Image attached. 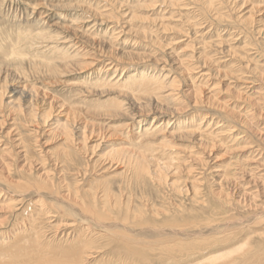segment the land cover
<instances>
[{
	"label": "bare ground",
	"instance_id": "6f19581e",
	"mask_svg": "<svg viewBox=\"0 0 264 264\" xmlns=\"http://www.w3.org/2000/svg\"><path fill=\"white\" fill-rule=\"evenodd\" d=\"M104 1L111 3L112 6H114L115 11L116 10L121 11L120 8L122 6L119 5V2L115 0H104ZM179 1L180 0H162V3L160 2V5H163L164 8L167 7L162 11L164 16L162 19H159L161 21L158 20L159 22L156 21L152 25H148L151 28H149L148 31L144 32L143 34L144 39L152 42L156 46H161L163 49H165L166 47L161 45L155 39L157 38L156 35L160 34L161 32L167 35V33L169 34L171 32V34L173 33L174 36L177 34V37L174 38V40L178 42L172 41L173 43L170 42V44H166V45L168 46L174 45V47L175 45L179 46L181 42L183 43L184 40L183 38H187L189 34L191 35V32L187 34H184L183 32L182 34L181 30L179 32H174L172 31V29L167 31L166 28L175 23L174 21L170 22L169 20H171V18H174L176 14V10H179L182 13L184 12L186 15L188 14L190 15L191 13L187 8L191 7L190 9H192L193 5H200L201 10H203L202 13L204 19H206L205 16H207L224 23L225 21H228L229 22L228 26L229 24L238 27L240 26L239 29L241 28L242 32L245 33L246 35H251V33H253L254 35H251V38L255 39L256 43L253 42L254 43L253 45H251L250 43H249L250 45L248 43L244 45L246 47L252 46L254 50L256 47L258 48L260 47L261 52L262 53L264 52L263 51L264 43L263 44L261 43L263 42V40H261L258 43V39L260 37H264V29H263L264 26H258L253 29V25L255 23L254 15L261 12V10L258 11L256 10L258 6H261L259 5V0H188L189 3L191 4L184 3V5ZM248 2H251V5L249 6L250 10L245 15H242V13L245 10L244 6L247 5ZM256 2L258 4H256ZM260 2L262 3V1ZM153 3L155 4V2ZM157 3L159 4V2ZM120 4H122V2H120ZM156 5L157 4H155V6ZM70 6L68 8H71ZM58 7L59 6L54 4L45 6L44 9L47 11L45 17L49 18L50 21L55 22L56 20L55 11L61 10V12L62 11L64 12L63 10L64 7L61 8ZM220 7L223 9L224 12L219 11ZM92 9L91 10L87 9V10L90 13H92L93 16L103 18L102 16H99L97 12L96 13L93 12ZM168 9H170L169 13L166 12L168 11ZM173 9L175 10L174 15H172L173 11H171ZM129 10L126 11L127 13H121L119 11L122 15L121 19H114L115 15L105 18L106 20L115 21L116 26H113L112 30L113 29L118 30L117 27H119L118 35L120 37L121 35H124L131 30L123 26L120 27L119 25V22L123 20V16H124V20L125 17L130 18L128 23H130L135 18V16H133V14L129 12ZM0 11H2V9ZM190 11L193 12L192 10ZM237 11L239 13L234 15L233 12H237ZM21 12L23 11L21 10ZM42 13L43 12H41V15ZM34 14L35 13H33L32 15ZM88 18L90 17L88 16ZM7 19L11 20V18L10 19L7 18ZM43 19H41V21ZM147 19L150 20L151 18L147 17ZM188 20L190 21L189 17L187 21ZM183 21L184 22L181 21L182 23L177 22L176 23L177 26H179L178 24H180V26L183 24L184 25L187 24L185 23L186 21L184 19ZM217 21L215 23H217ZM166 22L170 23V25L164 24ZM33 23L34 22H32V24ZM26 24H28V22ZM102 24L104 23L102 22ZM197 25L198 24H196V26ZM12 26L10 27L12 28ZM52 26L53 29H56L54 31H58V33L60 31L61 32L60 34L62 36L70 35L75 37L76 39H79L76 41V43H78L85 50L87 49V47L88 49L89 48L97 49V51H99V53H101L104 57L112 58L113 60L110 62V65L108 66L109 68L106 66L107 70L105 72L108 73L107 76L108 75L111 76L112 70H114L112 72L114 73L113 75L119 74L118 68L120 65L117 68L113 64L114 62H116V64L121 63V65L130 66L133 63H142L145 61L148 62L154 60V62L157 64L158 63L163 64L162 62L163 58L161 60H155L156 57L155 55L151 54L152 53L151 51L150 53H147L145 51L125 52V50H123V52H119L117 49L115 50L114 47L115 45H117L116 41H118L117 40L118 37L115 34L111 36V39H106V42H104L102 40H96L97 37L95 36L96 38H94L92 35L91 36L94 39H92L91 37L87 38L85 37V34L81 35L79 34L80 32H77L76 29L77 27L76 28L68 27L66 23H60V22L52 23ZM102 26L103 25H100V27ZM186 26H190V25H186ZM95 27L96 24L93 26V28ZM198 27L199 26H197V28ZM232 27L233 26H231V28ZM183 28H185L186 31V27L183 26ZM112 30L110 31L112 32ZM32 32H36V31L32 30ZM7 34L9 33L7 32ZM92 34L95 35L94 33ZM214 35L212 37H214ZM7 36L10 37L9 35ZM104 37L106 38V36ZM16 38H18V34ZM105 38H103V40ZM192 38L193 39L196 38L199 40V38L197 37H192ZM221 38L222 37L220 35V39ZM205 39H207V37ZM209 39L207 40L210 41ZM62 40H64V37L62 38ZM71 40H72L71 42H73V39ZM164 41L166 42L168 40H164ZM204 42L205 41H203L202 44L208 45L206 47L207 48L209 47V49H211V51L208 50V52L211 53L215 52L221 54L223 57L229 58L230 61L238 60V63L240 62L239 64L246 65L248 69H251V67H249V64L251 63V61L249 60L250 55L247 53H250V51L253 50L252 48L248 47V49H246L245 47H243L244 50L238 51L232 48L231 45L229 44L226 45V42L222 39L218 41L215 40V42L213 40L206 43ZM14 43L15 42H13V44ZM122 43L124 44V42ZM190 45L193 44L190 43ZM187 46L189 45H186L185 47ZM120 48L121 50L123 49L122 47ZM11 49L10 51H13ZM153 49L154 52H157L155 47ZM180 49H182V51L180 52L179 51L178 52L176 51V53L169 52L170 63L168 64H171L169 66L171 69H173L174 72L177 73V76H169L167 78V80L169 79L170 81L168 86L167 84L166 85L163 84L164 82L163 80L160 81L159 79L156 80L149 79L150 77H147V75H145V72L139 73L140 72L139 71L138 73H136L134 77H132L133 78L132 81L134 79L135 80L138 79L137 82L139 83V85L136 86L134 90H132L134 84L132 85L131 90L134 93L130 92L129 90L128 91L130 93L128 91L127 92L123 91V89L121 90L116 88L114 91H110L108 88L109 90L107 92L108 94L112 92V93H117L116 95L119 94V96L124 97L123 100H125L124 102H126L128 105L127 110H125L123 107H119V105H116L114 107L112 105L111 107L112 104L111 103L110 108L112 109H106L102 111L100 109V106L102 104L99 103L100 104L99 106V104L97 103L100 112L97 111L93 112V110L83 111L84 109L81 110V108L80 110H77L78 106L76 104L79 105V103L81 102L79 103L76 102V104L74 102V105L77 106V109H75L76 107L75 108L67 107L69 105H67V102L62 103L63 99L62 100L60 99L62 101L61 102L59 99L54 98L55 96H51L50 94L45 93L44 92L45 90L43 91L41 88L38 89L34 86L31 87L30 86L31 84H29V79L32 75L33 77H37L40 79L49 78L53 80L54 78V80L56 82L59 81V83L60 81L65 80V82L67 83L69 81L68 79L72 78L75 74L80 73L83 70L86 69L89 70L91 67L95 65L96 62L93 61L87 63V61L85 60H81V59L78 60L71 58L67 62L63 61L62 63L59 64L52 63L51 61L43 62V63H32L29 60H27L28 58L24 59L23 56H21L22 58H19L21 60L17 64L15 63V65L13 66L6 65V63L3 64V62L0 61V144L3 143L5 139L4 137L12 135V132H15L16 130L18 131V137L20 136L19 139L17 140L19 142V144L17 145L19 146V149H22L24 152L23 158L30 159V156L33 153H36L37 155H41L39 152L35 151V144L37 143V140L35 138H38V136H40L39 134H41L42 131L46 132L48 130L47 134H49V136L52 139L55 140L57 138H60V140L62 141L60 150L57 151L59 155L55 162L58 165L61 164L63 166V171L67 172L65 174V177H61L60 179L59 178L56 179L55 175H50L49 171L46 172V170H43V173L41 175L34 174L33 170L31 169V167H33V163H29L33 160V158L30 159L27 163H24V165H22L21 167H18L16 171H9L10 174L14 176L13 178L9 177L8 173L4 174L5 169L0 166V186L2 187V185H4L7 190L17 195L8 198L9 204L7 206L10 210L8 216L9 220L14 216L16 211L19 212L18 205L24 199L25 197L24 195L28 193L32 197L35 196L36 198L33 199L35 201V202L33 201L34 210H32V213L28 215V218H26L25 221L28 222L27 224H29L30 227L32 225L34 226V224L41 225V228L38 232L34 230L35 239L33 238V243L31 239L29 240V238L32 237L31 233H30L31 237L27 239H23L21 245H20L21 242L18 241L16 242L15 240L13 241V239H10L12 240L11 242L7 240L9 243L8 245L6 244L4 245L5 246L4 249L9 250L10 253L9 252H7V254L4 253L5 256L3 257L0 254V264H90L91 259L94 258L93 255L98 253L97 251L94 252L93 250L95 249L98 250L101 247L95 245L99 243L101 240L105 241L100 243L104 244L103 246L104 249L105 247L108 249V254L110 252L114 254L111 255L110 258L118 257V260L120 258V260L124 261L125 258L128 259L129 257H131L134 259L133 262H135V264H179L182 263V261L185 258H189L191 256L193 257L192 259H195V261L192 260L193 262H191L190 264H264V255H262L261 253V251L264 249V242H257L255 245L251 243V238H255L256 236L261 237L263 233H257L256 229L258 227L254 228L251 226L247 227L246 225L242 226L244 225L245 222L241 223L240 222L241 218H238L241 215V213H239L240 211L238 212V210L241 208L242 209L247 208L248 210L250 209L249 211H251V213L264 209V207L259 205V202H261L262 200L261 196L264 195V129L262 128L259 129V127L255 126L257 127V133L255 134L253 133L252 125L250 124V121H247L248 119L254 121L253 120L254 113L251 112L253 110L252 108L249 109L248 107L249 110H246L245 114L243 111L240 110H239L240 111L239 114L235 113L232 109H229V111H227L226 104L219 100V91L217 88H215V86L211 89L210 93H208L207 96L209 97L207 99L205 97H202L205 95L204 88L206 89L208 88V90H210L212 86L208 82L212 77L211 69H209V67L212 68V65H214L213 63L215 61L213 62V60L211 59L212 56L209 59L208 57L207 58L203 57L204 55L200 57H196L193 54V52L192 55L191 54L188 55V52L186 51L187 49L186 50L185 48L184 49L180 48ZM88 51L86 53H88ZM219 51L221 52L219 53ZM24 55L26 54L24 53ZM197 60L200 62L202 61L201 62L202 67H205V69L207 68L206 72L203 69V71L201 72L202 74L200 73L201 76H203V78H206V81L208 80L207 83L202 82V80H198L199 82L197 81L198 78L195 76L198 73L195 72V70L198 69L197 66L199 65V64L196 65ZM105 63H107V60L105 61ZM155 63H153V65ZM234 67H229L228 70L230 74L228 73L227 70L224 73L228 76L231 74L236 75L237 73L236 76L233 75L232 77L233 79H237L236 80L237 82L239 81L238 79L240 78L244 79L243 77L244 72H242L241 70L234 69ZM237 67H239V65ZM149 68L151 69V67ZM255 69H252L253 72L258 74ZM18 71H20V74L17 73ZM240 71L242 73V76L238 74L240 73ZM11 72L17 73L12 79L9 78V74ZM83 75L85 76V74ZM119 76L117 77L118 80L116 78L117 81L114 82L116 83L117 86L123 88L125 87L126 85L125 82L127 81L123 82L125 84L122 85L121 81H119ZM124 76L126 78L127 75ZM164 76L167 77L166 75ZM258 76L260 79L264 78L261 77L262 75H258ZM90 78H92V76ZM102 78L100 79L103 80ZM112 78L113 77H110V79ZM180 78L181 79L186 78V79L180 82L179 81ZM187 79L190 80L191 82L190 86L188 87L187 90H183L182 92L179 91L180 86ZM88 81L90 82V79ZM94 82L96 85L97 83L96 80ZM237 82H235V84H237ZM9 84H12V86H14L15 84L17 85L16 87L10 89ZM95 85H92V87H94ZM100 85L103 87L102 83H100L99 85L97 84V86ZM108 86L110 87V85ZM113 86L111 88H113ZM164 86L167 87L165 88ZM127 87L129 86L127 85ZM94 88L97 87L95 86ZM98 88L100 89V87ZM9 89H10L9 92L10 98L15 97L16 99L14 101L7 102L6 100L4 102V98L5 96H7ZM40 89L43 92L40 91ZM232 89L233 87L232 88L228 87L227 90L232 91L233 94L238 99H242L243 102L244 101L248 102L250 98H252L249 96L247 97L245 95L247 93H243L242 89H238L235 92ZM78 90L79 89H77V92ZM95 90L89 92L94 93ZM72 93L73 91L71 92V95ZM76 93H74L73 97L75 96ZM98 93L100 94L101 91ZM263 95H264L263 91H260V93L258 92L255 105L264 106L262 103ZM203 98L205 99L203 100ZM115 100L116 99H114V101ZM138 100L139 101L142 100V103L139 102ZM77 101H82V100H79L78 98ZM117 101H121V99ZM163 102L173 103V104L170 103L172 107L164 106L162 104ZM205 102H206L205 106H207L210 111H213L215 115L219 116L220 118L228 120V122L232 123L235 127L231 126L233 128H229L228 126L229 128L228 130L225 131L222 130L223 132L219 131L218 122L216 123L215 121L216 117L215 119L210 117L209 111L208 112L206 111L207 112L206 114L203 113V115H201L202 119L199 115H197L192 120L190 119V121H192L193 124V125L190 124L191 125V126L189 125L190 127L184 125L186 123L182 122L184 119L183 117L179 121L176 120L177 118L179 119L181 116L187 113V111H189L188 108H190L191 105L195 107L198 105H202ZM81 105L79 106L81 107ZM86 106H89V104L87 103ZM88 108L90 109L92 107H88ZM247 111L249 113H247ZM82 117H91L94 120H96L98 124L96 122L91 121L93 119L87 120L85 122L82 120ZM8 121L12 122L10 128L11 131H6V134L5 132L2 133L1 131L6 130L4 128V125ZM176 121H178V123ZM103 122L105 125L100 124ZM114 122H116L119 125L111 126ZM171 124H174V126L173 125L171 126ZM137 125H139V130H141V132L143 133L142 135L145 136L141 140L140 138L142 136L140 134V131L137 132L135 131L136 128H134L135 129L134 131L136 132V134L139 133L137 134L139 136L138 138L136 137L133 142L136 143V141H138V143L129 145V143L132 142H129V140H127L126 137L123 138L122 133H124V131L126 132V130L129 131L130 128H133V126L136 127ZM169 126H171L172 128L168 129ZM239 127L241 130L239 129ZM237 128L239 130H237ZM93 135H95L96 137L94 141H92L93 139L91 140ZM254 136L258 137V139H253ZM127 138L129 137L127 136ZM90 140L94 142L92 146H89ZM259 140H261L262 144L259 143ZM2 146H4V144L1 145L0 147ZM4 148L6 147L4 146ZM219 149H221L223 156L226 154H232L234 151H236L237 153L236 155H232L233 157L230 158V162L225 167L220 165H215L216 163H214L219 160V157L216 156L215 154L216 151ZM9 150L10 149L8 150L1 149L0 153L11 154ZM7 151H9V153ZM13 155H14L13 158L17 159L16 154ZM81 156L83 159H86L85 163H81L82 160ZM13 164L14 163L11 162L9 164H6L7 166L6 168H11ZM84 166H88V169L81 172L79 168ZM214 166L217 167L215 168ZM69 175L70 177L68 178ZM90 179L93 180L90 181ZM116 180H118L116 186L118 188L117 189L118 191L114 187L115 185L114 182ZM1 187H0V201H5L7 198L5 197V194L1 193V191L3 190V188ZM232 188H234V190ZM236 194L237 195L241 194V195L237 197ZM43 195L51 197V201L52 200L53 201L49 202L46 198L44 197L42 198L41 196ZM66 205L70 206L69 210L66 207ZM75 208L81 211L82 219L85 218L90 219L96 226L93 229L87 228V232H89L88 235L91 234L93 236V241H94L90 243L89 248L88 246H86V243L89 240L87 236H86L87 239L85 238L86 234L79 235V237H76L78 236L79 232L81 231L85 232L84 229H82L81 231L79 230L78 234H73L77 232L74 230V228H77L76 224L78 223V221L76 220V215L78 213L74 214L75 215L74 217L70 214L69 211L71 209L73 212V209L75 210ZM249 211H247V214L250 213ZM245 217L246 216H244V218ZM59 218H63L64 220H68V221L61 222L59 225L54 226L53 220ZM20 220L21 219H19V222ZM21 221H23V219ZM263 221L264 218L263 219L259 218L255 221L254 225L259 224ZM21 223L22 222H20V224ZM225 223L230 225V227H227L225 231L219 230L218 232H216V234H213L212 236L208 235L209 237L205 235L207 231L210 230L209 228L212 225L215 224V228L216 226H218L219 228L220 225H222L223 227V224ZM46 225H48V227ZM236 226H240V227L235 228ZM22 227L24 231L22 230H20L21 232L18 231L20 229L19 228L17 229V232H20L21 234H26L28 228L26 229L23 225ZM46 228H48L52 233L49 232L47 233ZM69 230L70 231L72 230L71 233H69L70 232ZM41 234L42 236L40 237ZM49 234H51L50 236L51 238L53 237V240L56 239L57 237H59L60 239L61 235L65 236L66 238L70 236L71 238L74 239L72 241L73 243L74 242L76 244L77 242L79 243L78 244L79 248L77 250L74 249L73 251L72 250L65 251L64 249L62 250L64 254L58 253L59 251L58 252L48 251L47 254L45 255L41 253V248L37 247L36 245H38L39 243L42 244L41 242L43 241L46 242L45 240L49 239ZM11 235L13 236V234ZM217 236L219 237L217 238ZM41 239H43V241ZM84 240H86V243ZM60 244L62 245L61 242ZM75 246L76 245H74V247ZM36 250H38L40 253H38ZM7 255L12 256L14 259L6 257ZM18 255H23V256L18 257ZM104 255L106 256L107 254ZM106 261H108V259ZM114 263H116V261ZM185 263L186 261L184 262V264Z\"/></svg>",
	"mask_w": 264,
	"mask_h": 264
},
{
	"label": "rangeland",
	"instance_id": "374dc122",
	"mask_svg": "<svg viewBox=\"0 0 264 264\" xmlns=\"http://www.w3.org/2000/svg\"><path fill=\"white\" fill-rule=\"evenodd\" d=\"M3 1V2H2ZM63 1V2H62ZM86 1V2H85ZM94 1V2H93ZM103 1V2H102ZM115 1H117V2H119V5L120 6H122L120 9H121V13H127L126 11L127 10H129V12L130 13H132L133 14V16H135V18L130 22V23H128L129 22V19L130 18H126L125 17V20H124V16H123V20H121V22H119V25H120V27L121 26H123V27H126V28H129V29H131L129 32H127L126 34H124V35H121V37L118 35V33H119V27H117L118 28V30H115V29H113L112 30V27L113 26H116V23H115V21H110V20H106L105 18H108L109 16H113V15H115L114 16V19H121L122 17V15H121V13L119 12V11H115V8H114V6H112V4L111 3H109V2H105L104 0H83V2H82V0H0V8L2 9V11H0V22L1 21H5V19H6V21L3 23V22H1L0 23V39H2V40H0V61L1 62H3V64H5L6 63V65H15V63L17 64L21 59H19V58H22L21 56H23V58L24 59H27V60H29L30 62H32V63H43V62H52V63H56V64H59V63H62L63 61L64 62H67L68 60H70L71 58H73V59H81V60H85V61H87V63H89V62H96L95 63V65H97V66H93V67H91L89 70L88 69H86V70H83L82 72H80V73H77V74H75L72 78H70V79H68L69 81H70V83H69V81L66 83L65 82V80L64 81H60V83H59V81L58 82H56L55 80H54V78H53V80L52 79H49V78H45V79H40V78H37V77H33V75L30 77V79H29V84H31L30 86L31 87H36V88H41L45 93H48V94H50L51 96H55L54 98H56V99H63V102L62 103H64V102H67V105H69V106H67V107H73V108H75V109H77V106H78V109L77 110H80V108H81V110H83V111H92L93 110V112H100V110L98 109L99 107H98V104L100 103V104H102L101 106H100V104H99V106H100V109L102 110V111H104V110H106V109H112V108H110V104H111V107H112V105H113V107L114 106H116V105H119V107H123L125 110H127V108H128V105H127V103L126 102H124L125 100H123V98L124 97H122V96H119V94L118 95H116L117 93H112V92H110L109 94L107 93L109 90L110 91H114L115 90V88L116 89H123V91H130V92H132V93H134L132 90H134V88L136 87V86H138L139 85V83L137 82L138 81V79H134L133 81H132V77H134L135 75H136V73H138L139 71V73H141V72H145V75H147V77H150L149 79H152V80H156V79H159L160 81L161 80H163L164 82H163V84L164 85H166L167 84V86L169 85V79L167 80V78L169 77V76H177V73L176 72H174L173 71V69H171L170 68V66L169 65H171V64H168V63H170V58H169V52H175L176 53V51L178 52H180V51H182V49H180V48H185V50L188 52V55H192V52H193V54L196 56V57H200V56H203V57H205V58H207L208 57V59L211 57V59L213 60V64L214 65H212V68H210L209 67V69H211V73H212V77H211V79L208 81L209 82V84H211L212 86H211V88H210V90H208V88L206 89V88H204V91H205V95L204 96H202V97H205L206 99L209 97V96H207L208 95V93H210V91H211V89L215 86V88H217L218 89V91H219V100L221 101V102H223V103H225L226 104V106H227V111H229V109H232L235 113H238L239 114V112L240 111H243L244 112V114H245V111L246 110H249L250 108H252L251 110V112H253L254 114H253V120L254 121H252V120H250V119H248L247 121H250V124L252 125V131H253V133L255 134V133H257V127H259V129H264L263 127H264V106H262V105H260V106H257V105H255V101L257 100V96H258V92L260 93V91H263L264 92V78L263 79H260L259 78V76L258 75H262L261 77H264V52L262 53L261 52V48L259 49L258 47H256L255 48V50H254V48L252 47V46H248V47H250V48H252L253 50H251L250 51V53H247V54H249L250 56V58H249V60L251 61V63L249 64V67H251V69H248V67L246 66V65H241V64H239L238 63V60H233V61H230L229 60V58H225V57H223L221 54H218V53H215V52H213V53H211V52H208V50L209 51H211V49H209V47L207 48L206 46H208V45H205V44H202L203 43V41H205L204 43H206V42H210V41H214L215 42V40H224L225 42H226V45H231V47L232 48H234V49H236V50H238V51H241V50H244V48L243 47H245L246 49H248V47H246L244 44H251V45H253L254 43L253 42H255L256 43V41H255V39H253V38H251V35H254L253 33H251V35H246L245 33H243L242 32V29L240 30L239 29V27L238 26H235V25H230L229 24V26H228V21H225V23L224 22H221V21H217L216 19H212V18H210V17H207V16H205V18L206 19H204V17H203V13H202V11L203 10H201V7H200V5H193V7H192V9H190L191 7H189V8H187L188 10H189V12L191 13L190 15L188 14V15H186L184 12L182 13L181 11H179V10H176V14H175V10L173 9V10H171V11H173V13H172V15H174L175 14V16H174V18H171V20H169L170 22H175L173 25H171V26H169V27H167L166 28V30L167 31H169L170 29H172V31H174V32H179L180 30H181V32H182V34H183V32H184V34H187V33H190L191 32V35L189 34V36L187 37V38H183L182 40H183V43L181 42L180 43V45L178 46V45H175V47H174V45L172 46H168V45H166V44H170V42L171 43H173L172 41H174V42H178V41H176V40H174V38H176L177 37V34L174 36V34L172 33L171 34V32L168 34L167 33V35L166 34H164V33H160V34H157L156 35V37L157 38H155L161 45H163V46H165L166 48L165 49H163L161 46H156V45H154L152 42H150V41H147L146 39H144V36H143V34H144V32H146V31H148L149 30V28H151L150 26H148V25H152L154 22H159V21H161V20H159V19H162L163 18V16H164V14H163V9H165V8H167V7H163V5H160V2L162 3V0H115ZM152 1V2H151ZM260 1H262V3L260 2ZM89 2V3H88ZM120 2H122V4H120ZM153 2H155V4H157V5H160V6H155V4L153 3ZM157 2H159V4L157 3ZM179 2H181L183 5H184V3H186V4H191V3H189V1L188 0H180ZM3 3V4H2ZM92 3H93V5H92ZM5 4V5H4ZM8 4V5H7ZM52 4H54V5H57V6H59L60 8L61 7H64L63 8V10H64V12L62 11L61 12V10H56L55 11V14H56V20H55V22H53V21H50V19L49 18H46L45 17V14H46V10L44 9L45 8V6H48V5H52ZM256 4H258L257 2H256ZM17 5V6H16ZM71 7V8H68L69 6ZM99 5V6H98ZM251 5V2H248L247 3V5H245L244 6V8H245V10H244V12L242 13V15H245L249 10H250V8H249V6ZM259 5H261V6H258V8L256 9L257 11L258 10H261V12L260 13H257V14H255L254 15V18H255V23H254V25H253V29L255 28V27H258V26H264V0H259ZM67 6V7H66ZM96 6V7H95ZM105 7V8H103V7ZM112 6V7H111ZM12 9H11V8ZM58 7V8H59ZM91 7V8H90ZM182 7V6H181ZM17 8V9H16ZM19 8V9H18ZM22 8V9H21ZM82 8H84V9H82ZM93 8V9H92ZM96 8V9H95ZM101 8V9H100ZM103 8V9H102ZM124 8V9H123ZM159 8V9H158ZM196 8H197V10H196ZM0 9V10H1ZM6 9H9V10H6ZM16 9V10H15ZM87 9H92L93 10V12H97L98 13V15L99 16H102L103 18H100V17H96V16H93L92 15V13H90ZM108 9V10H107ZM176 9V8H175ZM178 9V8H177ZM182 9V8H181ZM180 9V10H181ZM21 10L23 11V12H21ZM26 12H25V11ZM33 10V11H32ZM66 10V11H65ZM98 10H99V12H98ZM190 10H192L193 12H191ZM195 10V11H194ZM18 11V12H17ZM85 11H87V12H85ZM105 11H106V13H105ZM169 11H170V9H168V11H166L167 13H169ZM219 11L221 12V11H223V9L220 7V9H219ZM256 11V12H257ZM7 12V13H6ZM41 12H43L42 13V15H41ZM60 12V13H59ZM109 12V13H108ZM119 12V13H118ZM162 12V13H161ZM196 12V13H195ZM198 12V13H197ZM224 12V11H223ZM2 13V14H1ZM4 13V14H3ZM6 13V14H5ZM29 13V14H28ZM33 13H35L34 15H32ZM158 13V14H157ZM180 13V14H179ZM193 13V14H192ZM239 12L237 11V12H233V14L235 15V14H238ZM11 14V15H10ZM38 14V15H37ZM67 14V15H66ZM117 14V15H116ZM198 14H200V15H198ZM3 15V16H2ZM7 15V16H6ZM60 15V16H59ZM107 15V16H106ZM129 15V14H128ZM5 16V17H4ZM16 16H17V18H16ZM37 16V17H36ZM39 16V17H38ZM88 16L90 17V18H88ZM170 16V15H169ZM196 16V17H195ZM200 16V17H199ZM15 19H14V18ZM23 17V18H22ZM61 17V18H60ZM95 17V18H94ZM147 17H149V18H151L150 20H148L147 19ZM179 17V18H178ZM188 17H189V19H190V21L188 20L187 21V19H188ZM192 19H191V18ZM5 18V19H4ZM7 18H11V20L13 21H11V20H8ZM36 18H37V20H36ZM44 18V19H43ZM197 18V19H196ZM21 21H19V20ZM34 21H33V20ZM40 19V20H39ZM41 19H43L42 21H41ZM46 19V20H45ZM63 19V20H62ZM73 19H75V20H73ZM77 19V20H76ZM79 19V20H78ZM95 19V20H94ZM176 19H179V20H176ZM182 19V20H181ZM183 19L186 21L185 23H187L186 25H190V26H186V25H181L180 26V24H178L179 26H177V22H184L183 21ZM198 19H199V21H198ZM15 20V21H14ZM60 20V21H59ZM81 20V21H80ZM86 20V21H85ZM105 20V21H104ZM159 20V21H158ZM7 21H9V22H7ZM34 22L33 24H32V22ZM39 21V22H38ZM45 21H46V23H45ZM50 21V22H49ZM70 21V22H69ZM92 21V22H91ZM100 21V22H99ZM192 21H194V22H192ZM208 21V22H207ZM210 21V22H209ZM217 21V23H215ZM7 22V23H6ZM12 22V23H11ZM28 22V24H26ZM58 22H60V23H66L67 24V26L68 27H77L76 29H77V32H80L79 34H85V37H91L92 39H94V38H96V40H102V41H104V42H106V39H111V36L113 35V34H115L118 38H117V40L118 41H116V43H117V45H115V50L117 49L119 52H123V50H125V52H147V53H150V51L152 52L151 54H153V55H155V57H156V59L155 60H161L162 58H163V60H162V62H163V64H157V63H155L154 62V60L153 61H145V62H142V63H133V64H131L130 66L129 65H121V63H118V64H116V62H114L113 64L118 68V66H119V68H118V73L119 74H115V75H113L114 73H112L114 70H112V72H111V76L110 75H108L107 76V74L108 73H106L105 71L107 70L106 68L110 65V62L113 60L112 58H109V57H104L101 53H99V51H97V49H93V48H89L88 49V47H87V49L85 50L84 48H82L78 43H76V41L77 40H79V39H76L75 37H73V36H66V35H61L60 33V31H59V33H58V31H54V30H56V29H53V26H52V23H58ZM102 22L104 23V24H102ZM162 22H164V21H162ZM161 22V23H162ZM181 22V23H182ZM190 22H192V23H190ZM9 23H10V25H9ZM13 23H15V24H13ZM18 23V24H17ZM42 23V24H41ZM51 23V24H50ZM69 23V24H68ZM91 23V24H90ZM103 25L102 27H100V25ZM107 23V24H106ZM113 23V24H112ZM194 23H195V25H194ZM199 23H200V25H199ZM203 23V24H202ZM220 23V24H219ZM13 26H12V25ZM22 24V25H21ZM24 24H25V27H24ZM37 24V25H36ZM38 24H39V26H38ZM43 24H45V25H43ZM77 24V25H76ZM81 24H82V26H81ZM96 24V27L95 28H93V26ZM164 24H166V25H170V23H168V22H166V23H164ZM196 24H198L197 26H199V27H201V28H197V26H196ZM216 24V25H215ZM218 24V25H217ZM6 25V26H5ZM17 26V28H16V26ZM20 25V26H19ZM31 25H32V27H31ZM71 25V26H70ZM80 25V26H79ZM87 25H88V27H87ZM112 25V26H111ZM209 25V26H208ZM4 26H5V28H4ZM10 26H12V28L10 27ZM23 26V27H22ZM49 26H50V28H49ZM85 26V27H84ZM98 26H99V28H98ZM105 26V27H104ZM109 26V27H108ZM183 26H185L186 27V31H185V28H183ZM216 26V27H215ZM218 26H220V27H218ZM231 26H235L234 28L232 27L231 28ZM3 27V28H2ZM10 27V28H9ZM29 27V28H28ZM37 27V28H36ZM40 27V28H39ZM42 27V28H41ZM46 27V28H45ZM83 27V28H82ZM104 27V28H103ZM106 27H108L109 28V30H108V28H106ZM194 27V28H193ZM228 27V28H227ZM20 28V29H19ZM23 28V29H22ZM39 28V29H38ZM81 28V29H80ZM87 28V29H86ZM93 30H92V29ZM97 28V29H96ZM192 28V29H191ZM203 28V29H202ZM210 28V29H209ZM215 28V29H214ZM219 28V29H218ZM237 28V29H236ZM10 29V30H9ZM16 29V30H15ZM25 29V30H24ZM27 29H28V31H27ZM47 29V30H46ZM51 29V30H50ZM82 30V31H79V30ZM198 29V30H197ZM200 29V30H199ZM216 32H214L213 30ZM264 29V28H263ZM4 30V31H3ZM16 32H15V31ZM18 30V31H17ZM32 30L33 31H36V32H32ZM84 30H85V32H84ZM95 30H100L99 32L98 31H95ZM103 30H104V32H103ZM107 30V31H106ZM110 30H112V32L110 31ZM195 30V31H194ZM203 30V31H202ZM212 30V31H211ZM2 31V32H1ZM90 31V32H89ZM189 31V32H188ZM221 31H223V32H221ZM7 32L9 33V34H7ZM11 32V33H10ZM15 32V33H14ZM24 32V33H23ZM49 32V33H48ZM83 32V33H82ZM180 32V33H181ZM195 32H196V34H195ZM198 32V33H197ZM218 32V33H217ZM221 32V33H220ZM1 33H3V34H1ZM59 34V35H57V34ZM88 33V34H87ZM92 33H94L95 35H93ZM104 33V34H103ZM109 33H111V34H109ZM166 33V32H165ZM204 33V34H203ZM216 35H214V34ZM236 33V34H235ZM6 34V35H5ZM12 34V35H11ZM17 34H18V38H16L17 37ZM54 34V35H53ZM96 34H98V35H96ZM100 34V35H99ZM104 35V36H106V38L104 37V36H102V35ZM106 34V35H105ZM201 34H203V35H201ZM242 34V35H241ZM7 35H9L10 37H8ZM14 35V36H13ZM16 35V36H15ZM94 37H92V36ZM110 35V36H109ZM165 35V36H164ZM169 35V36H168ZM207 35V36H206ZM214 35V37H212ZM220 35H221V39H220ZM237 35V36H236ZM21 36V37H20ZM84 36V35H83ZM96 36V37H95ZM168 38H167V37ZM202 36H203V39H202ZM248 36V37H247ZM2 37H4V38H2ZM58 37V38H57ZM64 37V40H62V38ZM65 37H67V38H65ZM100 37V38H99ZM119 37H120V39H119ZM161 37H163V38H161ZM170 37V38H169ZM192 37H197V38H199V40L198 39H196V38H192ZM207 37V39H209L210 41H208L207 39H205ZM215 37H216V39H215ZM247 37V38H246ZM9 38V39H8ZM14 38V39H13ZM17 40H16V39ZM27 38V39H26ZM54 38V39H53ZM103 38H105L104 40H103ZM173 40H172V39ZM192 38V39H191ZM259 38V37H258ZM264 37H260L259 39H258V43L261 41V40H263V42H261L262 44L264 43V39H263ZM19 39V40H18ZM71 39H73V42H71L72 40ZM124 39V40H123ZM127 39V40H126ZM159 39V40H158ZM168 40V41H164V40ZM171 39V40H170ZM186 39H188V40H186ZM6 40V41H5ZM7 40H8V42H7ZM11 40V41H10ZM15 40V41H14ZM41 40V41H40ZM250 40V41H249ZM24 41V42H23ZM62 41V42H61ZM120 41V42H119ZM126 41V42H125ZM161 41V42H160ZM5 42V43H4ZM13 42H15L14 44H13ZM27 42V43H26ZM53 42V43H52ZM122 42H124V44L122 43ZM129 42V43H128ZM131 42V43H130ZM137 42V43H136ZM16 43H18V44H16ZM21 43V44H20ZM51 43V44H50ZM62 43V44H61ZM123 45H121V44ZM190 43H192L193 45H190ZM29 44V45H28ZM52 44H53V46H52ZM61 44V45H60ZM126 44H127V46H126ZM132 44V45H131ZM144 44H146V45H144ZM202 44V45H201ZM249 44V45H250ZM11 45V46H10ZM57 45V46H56ZM62 45H63V47H62ZM76 45V46H75ZM186 45H189V46H187V47H185ZM16 46V47H15ZM59 46H60V48H59ZM65 46H66V48H65ZM131 46V47H130ZM143 47V49H142V47ZM151 46V47H150ZM30 47H31V49H30ZM120 47H122L123 49L121 50V48ZM134 47V48H133ZM145 47H146V49H145ZM155 47V49H156V51L158 52H154L153 50V48ZM173 47V48H172ZM195 47V48H194ZM2 48H3V50H2ZM12 48V49H11ZM43 48V49H42ZM79 48H80V50H79ZM127 48H129V49H127ZM179 48V49H178ZM192 48H194V49H192ZM249 48V49H250ZM10 49L11 50H13V51H10ZM66 49V50H65ZM83 49H84V51H83ZM92 49V50H91ZM133 49H135V50H133ZM142 49V50H141ZM173 51H172V50ZM16 50V51H15ZM47 50H48V52H47ZM70 50V51H69ZM89 50V51H88ZM128 50V51H127ZM141 50V51H140ZM149 50V51H148ZM175 50V51H174ZM203 50V51H202ZM53 51V52H52ZM88 51V53H86ZM259 53H258V52ZM263 51H264V48H263ZM17 52V53H16ZM34 52H35V54H34ZM57 52V53H56ZM73 52H75V53H73ZM81 52V53H80ZM91 54H90V53ZM221 51H219V53H220ZM4 53V54H3ZM19 53V54H18ZM24 53L27 55V57H26V55H24ZM31 53V54H30ZM84 53H86V54H84ZM215 53V54H214ZM7 54V55H6ZM21 54V55H20ZM166 54V55H165ZM201 54V55H200ZM206 54V55H205ZM211 54V55H210ZM260 54V55H259ZM100 55V56H99ZM157 55V56H156ZM214 55H217V56H214ZM97 56H99V57H97ZM261 56V57H260ZM11 57V58H10ZM31 57V58H30ZM94 57V58H93ZM97 57V58H96ZM89 58H90V60H89ZM96 58V59H95ZM180 58V57H179ZM216 58V59H215ZM218 58V59H217ZM222 58V59H221ZM253 58V59H252ZM42 59V60H41ZM164 59H165V61H164ZM215 59V60H214ZM220 59V60H219ZM107 60V63H105V61ZM7 61V62H6ZM38 61V62H37ZM198 62V63H197ZM202 62V61H201ZM200 61H196V65H198L197 66V68L198 69H196L195 70V72L197 73L195 76L198 78L197 79V81L198 80H202V82H204V83H207V81H206V78H203V76H201V72L203 71V69H204V71L206 72L207 70V68L205 69V67H202V63H201ZM153 63H155L154 65H153ZM216 63V64H215ZM243 63V62H242ZM220 64V65H219ZM229 64V65H228ZM230 64H231V66H230ZM254 64H255V66H254ZM102 65V66H101ZM139 65V66H138ZM144 65V66H143ZM160 65V66H159ZM168 65V66H167ZM200 65H201V67H200ZM225 65V66H224ZM228 65V66H227ZM235 67H234V66ZM239 65V67H237ZM248 65V64H247ZM107 66V67H106ZM125 68H124V67ZM134 66H135V68H134ZM146 66V67H145ZM223 66V67H222ZM101 67V68H100ZM128 67V68H127ZM144 67V68H143ZM149 67H151V69L149 68ZM165 69H164V68ZM222 67V68H221ZM228 67V68H227ZM229 67H234V69H237V70H241L242 72H244L243 73V77H244V79H238L239 81L237 82L236 80L237 79H233L232 77H233V75L234 74H231V75H226L224 72L227 70L228 71V73L230 74V72H229ZM241 67V68H240ZM244 67V68H243ZM109 68V67H108ZM121 68H123V69H121ZM130 68V69H129ZM145 68H147V69H145ZM169 68V69H168ZM256 68V69H255ZM93 69H94V71H93ZM97 69V70H96ZM125 69V70H124ZM168 69V70H167ZM252 69H255L256 71H257V73L258 74H256V73H254L253 72V70ZM131 70V71H130ZM136 72H135V71ZM143 70V71H142ZM151 70V71H150ZM164 70V71H163ZM167 70V71H166ZM130 71V72H129ZM146 71H147V73H146ZM156 71V72H155ZM161 72V74H160V72ZM163 71V72H162ZM166 71V72H165ZM200 71V72H199ZM219 71V72H218ZM241 71H240V73H238L239 75H241L242 76V73H241ZM260 71V72H259ZM98 72V73H97ZM128 72V73H127ZM155 72V73H154ZM171 72V73H170ZM17 73H19L20 74V71H18ZM17 73H14V72H11L10 74H9V78L10 79H12ZM100 73V74H99ZM121 73H123V74H121ZM125 73V74H124ZM135 73V74H134ZM151 75H150V74ZM158 73H159V75H158ZM173 73V74H172ZM201 73V74H200ZM261 73V74H260ZM83 74H85V76L83 75ZM87 74V75H86ZM89 74V75H88ZM130 74V75H129ZM144 74V73H143ZM149 74V75H148ZM157 74V75H156ZM163 74V75H162ZM175 74V75H174ZM245 74V75H244ZM79 75H81V76H79ZM93 75H95V76H93ZM107 77H106V76ZM120 75V76H119ZM124 75H127L126 76V78H125V76ZM133 75V76H132ZM164 75H166L167 77H165ZM236 75H237V73H236ZM236 75H234V76H236ZM257 75V76H256ZM87 76V77H86ZM92 76V78H90ZM100 76V77H99ZM104 77V78H106L107 79V82L108 83H111V84H108L107 82H106V79H104V78H102V77ZM115 76V77H114ZM119 76V81H121V84L122 85H124L125 83H126V85H125V87H123V88H120L119 86H117L116 85V81L118 80V77ZM124 76V77H123ZM159 76H161V77H159ZM110 77H113L112 79H110ZM121 77V78H120ZM130 77H131V79H130ZM158 77V78H157ZM201 77V78H200ZM95 78V79H94ZM100 78H102L103 80H101ZM116 78H117V80H116ZM123 78V79H122ZM165 78V79H164ZM179 78V77H178ZM85 79H87V80H85ZM90 79V82L88 81ZM126 79V80H125ZM184 79H186V78H183V79H179V81L180 82H182V80H184ZM92 80H96V85H95V82L94 81H92ZM101 80V81H100ZM190 80H191V78H190ZM190 80H185L183 83H182V85L180 86V90L179 91H183V90H187L188 89V87L190 86V84H191V82H190ZM194 80V79H193ZM44 81V82H43ZM45 81H46V83H45ZM53 81V82H52ZM86 83H85V82ZM99 81V82H98ZM103 81V82H102ZM113 81V82H112ZM115 81V82H114ZM125 81H127V82H125ZM189 81V82H188ZM249 81V82H248ZM63 82V83H62ZM89 82V83H88ZM104 82H106V83H104ZM123 82H125V83H123ZM199 82V81H198ZM235 82H237V84H235ZM34 83V84H33ZM55 83H57V84H55ZM91 83V84H90ZM100 83H102V85H103V87L100 85V86H97V84L99 85ZM114 83V84H113ZM239 83V84H238ZM256 83V84H255ZM51 84V85H50ZM107 84V85H106ZM115 86H113V85ZM135 86H134V85ZM16 85L17 84H15L14 86H12V84H9V87H10V89L11 88H14V87H16ZM49 85V86H48ZM73 85V86H72ZM92 85H95L97 88H94V87H92ZM108 85H110V87L108 86ZM127 85L129 86V87H127ZM132 85H133V89L131 90V88H132ZM62 86V87H61ZM113 86V88H111ZM167 86H164L165 88L167 87ZM43 87V88H42ZM57 87V88H56ZM64 87V88H63ZM69 87V88H68ZM73 87H74V89H73ZM98 87H100V89L98 88ZM228 87L230 88H232L233 87V91L235 92L236 90H238V89H242L243 90V93H247V94H245L247 97L249 96V97H252V98H250V100L248 101V102H246V101H244L243 102V100L242 99H238L234 94H233V92L232 91H230V90H227L228 89ZM60 88V89H59ZM108 88H109V90H108ZM128 88V89H127ZM130 88V89H129ZM164 88V89H165ZM237 88V89H236ZM10 89H9V91H8V93H7V96H5V98H4V102L7 100V102H10V101H14L16 98L15 97H12V98H10V94H9V92H10ZM40 89V91H42ZM77 89H79L78 90V92H77ZM81 89V90H80ZM95 90L94 91V93L93 92H89V91H93V90ZM112 89V90H111ZM127 89V90H126ZM47 90V91H46ZM70 90V91H69ZM42 91V92H43ZM73 91V93H72V95H71V92ZM74 91H76V92H74ZM101 91V93L99 94L98 92H100ZM128 91V92H129ZM129 92V93H130ZM52 93V94H51ZM74 93H76L75 94V96L74 97H76V96H78V97H76V98H74L73 97V95H74ZM81 93V94H80ZM93 93V94H92ZM249 93V94H248ZM54 94V95H53ZM84 94V95H83ZM94 94H96V95H94ZM102 94V95H101ZM112 94H114V95H112ZM69 96V97H68ZM70 96H72V97H70ZM117 96H119V97H117ZM58 97V98H57ZM85 99H84V98ZM72 98V99H71ZM78 98H79V100H82V101H77L78 100ZM83 98V99H82ZM92 98V99H91ZM118 98V99H117ZM205 98H203V100L205 99ZM243 98V97H242ZM86 99H87V101H86ZM90 99V100H89ZM98 101H97V100ZM100 99V100H99ZM114 99H116L115 101H114ZM119 99H121V101H117V100H119ZM255 99V100H254ZM262 103H263V105H264V95L262 96ZM76 100V101H75ZM84 100V101H83ZM96 100V101H95ZM186 100V99H185ZM91 101H92V103H91ZM93 101H94V103H93ZM139 101V100H138ZM207 101V100H206ZM69 102V103H68ZM74 102H75V104H76V102H81V103H79V105H81V107L78 105V104H76V105H74ZM83 102V103H82ZM86 104H85V103ZM139 102H141L142 103V100L141 101H139ZM235 102V103H234ZM237 102V103H236ZM71 103H72V105H71ZM87 103L89 104V106H86L87 105ZM97 105H96V104ZM105 103V104H104ZM115 105H114V104ZM120 103V104H119ZM145 103V102H144ZM171 103V102H170ZM170 103H166V102H163L162 104L164 105V106H171L172 107V105H170ZM231 103V104H230ZM244 103H245V105H244ZM66 104V103H65ZM84 104V105H83ZM90 104H91V106H90ZM104 104V105H103ZM121 104H122V106H121ZM171 104H173V103H171ZM205 104H206V102L204 103V104H202V105H198V106H193V105H191L190 106V108H188V110L189 111H187V113H185L183 116H181L179 119L177 118L176 120H180L182 117L184 118L183 119V121L182 122H185L186 124H184V125H186V126H189L190 124L191 125H193L192 124V121H190V119L192 120L193 118H195L197 115H199L200 117H201V119H202V116L201 115H203V113H207L208 111H209V116L210 117H212L213 119H215V117H216V119H215V121H216V123L218 122V125H219V131H221V132H223L222 130H228L229 128H233V127H231V126H234L232 123H230V122H228V120H226V119H222V118H220L219 116H217V115H215V113L213 112V111H210L209 109H208V107L207 106H205ZM74 105V106H73ZM94 105H95V107H94ZM231 105V106H230ZM238 105V106H237ZM243 105H244V107H243ZM83 106H85V107H83ZM104 106V107H103ZM109 106V107H108ZM127 106V107H126ZM86 107H87V109H86ZM88 107H92V108H88ZM97 107V108H96ZM108 107V108H107ZM236 107V108H235ZM248 107H249V109H248ZM104 108V109H103ZM246 108V109H245ZM235 109V110H234ZM198 110H199V112H198ZM240 110V111H239ZM204 111V112H203ZM207 111V112H206ZM129 112V111H128ZM192 112H193V114H192ZM213 112V113H212ZM247 113H249L248 111H247ZM214 115V116H213ZM190 117H192V118H190ZM218 118V119H217ZM91 119H93V118H91V117H82V120L83 121H87V120H91ZM186 119V120H185ZM225 120V121H224ZM91 121H93V122H96L97 123V121L96 120H91ZM178 121H176L177 123H178ZM220 121V122H219ZM188 122V123H187ZM226 122V123H225ZM11 123L12 122H10V121H8L5 125H4V128L6 129V130H4V131H1L2 133L3 132H5V134H6V131H11L10 130V128H11ZM98 124V123H97ZM101 125H105L104 124V122L103 123H100ZM262 124V125H261ZM118 126L119 124H117L116 122H114L111 126ZM162 125V124H161ZM174 126V124H171V126ZM190 125V126H191ZM196 125V124H195ZM223 125H225V126H223ZM171 126H169V128L168 129H171L172 127ZM189 126V127H190ZM221 126V127H220ZM223 126V127H222ZM228 126H229V128H228ZM255 126H257V127H255ZM215 127V126H214ZM217 127V126H216ZM225 127V128H224ZM235 127V126H234ZM134 128H136V130L134 129ZM224 128V129H223ZM130 129H133V130H130ZM129 129V131L128 130H126V132L124 131V133H122L123 135H122V137L123 138H125L126 137V139L127 140H129V142H132V143H129V145L130 144H136V143H138V141H136V143L135 142H133L134 141V139L137 137L138 138V136L139 135H137V134H139V133H137L136 134V132L135 131H137V132H139L140 131V134H141V140L143 139V137L145 136V135H142L143 133L141 132V130H139V125H137L136 127L135 126H133V128H130ZM179 129V128H178ZM178 129H176V130H178ZM239 129H240V127H239ZM238 128H237V130H239ZM135 130V131H134ZM241 130V129H240ZM48 131V130H47ZM47 131L46 132H44V131H42V133L41 134H39L40 136H38V138H35L36 140H37V143L35 144V151L36 152H39L41 155H37L36 153H33L31 156H30V159H32L33 158V160L31 161V162H29V163H33V167H31V169L33 170V173L34 174H37V175H41L42 173H43V170H46V172H48L49 171V173H50V175H55V178L57 179V178H61V177H65V174L67 173L66 171L64 172L63 171V166L61 167L60 165H58V164H56V159L58 158V155H59V153L57 152L58 150H60V146L62 145V141L60 140V138H57V139H52L50 136H49V134H47ZM132 132V133H131ZM130 133V134H129ZM135 133V134H134ZM4 134V135H5ZM17 135V136H16ZM129 137V138H127V136ZM134 135V136H133ZM137 135V136H136ZM20 137V136H19ZM19 137H18V131H16L15 130V132H12V135H10V136H7V137H4L3 139H4V141H3V143L2 144H0V146L1 145H3L4 144V146L6 147V148H4V146H2V147H0V150L1 149H10L9 151H10V153L11 154H7V153H0V166L2 167V168H4L5 169V172H4V174H9V177H14L12 174H10V172L9 171H16V169L18 168V167H21L22 165H24V163H27L30 159H27V158H23L24 157V152H23V150L22 149H19V146L17 145V144H19V142L17 141L18 139H19ZM23 137V136H22ZM133 137V138H132ZM130 138H131V140H130ZM93 139V140H92ZM96 139V137H95V135H93L92 136V138H91V140L92 141H94ZM253 139H258V137H256V136H254L253 137ZM6 140V141H5ZM35 140V141H36ZM90 140V144H89V146H92L93 144H94V142H92ZM141 140H140V142H141ZM9 143V144H8ZM172 143H175V142H172ZM259 143H261L262 144V142H261V140H259ZM16 144V145H15ZM22 147V146H21ZM9 151H7L8 153H9ZM13 154H16V156H17V159H14L13 158ZM216 156H218L219 157V160L217 161V162H214V163H216L215 165H220V166H223V167H225L229 162H230V158L231 157H233L232 155H236L237 153H236V151H234L232 154H226V155H222L223 153H222V151H221V149H219V150H217L216 151ZM221 154V155H220ZM223 156V157H222ZM221 157V158H220ZM81 158H82V156H81ZM42 160H45V161H42ZM14 163L13 164V166L11 167V168H6L7 166H6V164H9V163ZM42 164H41V163ZM86 162V159H83L82 158V160H81V163H85ZM213 163V164H214ZM215 168L217 167V166H214ZM62 168V169H61ZM86 169H88V166H84V167H81V168H79V170L81 171V172H83V171H85ZM219 169V168H218ZM224 169V168H223ZM262 170V169H261ZM92 174V173H91ZM246 176H247V173H246ZM70 177V175L68 176V178ZM91 180H93V179H90V181ZM90 181H88V182H90ZM117 181L118 180H116L115 182H114V187H115V189L117 190L118 188L116 187L117 186ZM233 183H234V181H233ZM232 186H233V184H232ZM1 187V186H0ZM1 188H3V190L1 191V193L2 194H5V197L8 199V198H10V197H13V196H17L16 194H14L13 192H11V191H9V190H7L6 188H5V186L4 185H2V187ZM233 190H234V188H232ZM236 190H238V189H236ZM118 191V190H117ZM238 193V192H237ZM241 194H239V195H237L236 194V196L238 197V196H240ZM25 197H24V199L22 200V202L18 205L19 207H18V209H19V212H17L16 211V213L14 214V216L12 217V218H10V220H9V213H10V210H9V208H8V201H9V199L7 200H5V201H0V254H1V256L3 257V256H5V254L4 253H6L7 254V252H9V250H5L4 248H5V244L6 245H8V243L9 242H11L12 240H10V239H13V241L15 240L16 242L18 241V242H21L20 243V245L22 244V242H23V239H27V238H29V237H31V235H30V233L32 234V237L31 238H29V240L31 239V241H32V243H33V238L35 239V235H34V230H36L37 232L40 230V228H41V225H39V224H34V226L32 227H30L29 226V224H27L28 222L27 221H25V219L26 218H28V215H30L31 213H32V210H34V208H33V199L34 198H36L35 196H31L30 194H26V195H24ZM245 196H246V194H245ZM42 198L44 197V198H46L49 202H52L51 201V197H48V196H46V195H43V196H41ZM38 198H40V197H38ZM247 198V197H246ZM261 198H262V200H261V202H259V205L260 206H262V207H264V195H262L261 196ZM50 199V200H49ZM27 200H28V202H27ZM247 200V199H246ZM35 202V201H34ZM262 204V205H261ZM66 207L68 208V210H69V208H70V206H67L66 205ZM30 209V210H29ZM78 211V212H76V211ZM75 210L73 209V212H72V210L70 209V214L72 215V216H74L75 217V215L74 214H77L76 215V220L78 221V223L76 224V227L78 228V230H77V228H74V230L75 231H77V232H75V233H73V234H78V232H79V230L81 231L82 229H84L85 230V232L83 233L82 231L81 232H79V234H78V236H76V237H79V235H84V234H86L85 235V238L87 239V237H88V241H87V243H86V240H84L85 241V243H86V246H88V248L90 247V243H92V241H93V236L90 234V235H88L89 234V232H87V228H90V229H93L94 227H96L95 226V224L92 222V220H90V219H87V218H85V219H82V213H81V211H79L77 208H75ZM246 210V211H245ZM250 210V209H249ZM247 208H245V209H239L238 210V212L239 213H241V215H240V217H238V218H241V221H240V219H239V221L241 222V223H244V225H242V226H247V227H249V226H251V227H258L257 229H256V231H257V233H263V235L260 237H255V238H251V243L253 244V245H255L257 242H264V221L263 222H261V223H259V224H256V225H254V223H255V221L257 220V219H259V218H264V209H262V210H259V211H255L254 213L252 212L251 213V211H249ZM27 211V212H26ZM28 211H30V212H28ZM247 211H249L250 213H248L247 214ZM263 212V213H262ZM29 213V214H28ZM73 213V214H72ZM239 213H237V214H239ZM262 213V214H261ZM27 216H26V215ZM243 214V215H242ZM257 214V215H256ZM16 216V217H15ZM244 216H246L245 218H244ZM84 218V217H83ZM242 218H243V220H242ZM19 219H23V221H21L20 220V222H22L21 224H20V222H19ZM18 220V221H17ZM26 223H25V222ZM66 221H68V220H64L63 218H59V219H56V220H53V225L55 226V225H59L61 222H66ZM70 221H71V219H70ZM14 222H15V224H14ZM81 222V223H80ZM17 223V224H16ZM24 223V224H23ZM240 223V224H241ZM83 224V225H82ZM226 224V223H225ZM223 224V227H222V225H220V227L218 228V226H216V228H215V224L214 225H212L209 229L210 230H212V231H207V233L206 232H204V233H206L205 235L206 236H212L213 234H216V232H218L219 230L220 231H225V229L227 228V227H230V225H228V224ZM17 225V226H16ZM22 225L29 231V233H28V231H27V233L26 234H21L20 232V230H22V231H24L23 230V227H22ZM87 225V226H86ZM217 225V224H216ZM228 225V226H227ZM253 225V226H252ZM28 226V227H27ZM47 227H48V225H46ZM45 226V227H46ZM86 226V227H85ZM11 227V228H10ZM238 227H240V226H236L235 228H238ZM20 228V229H19ZM24 228V229H25ZM86 228V229H85ZM215 228V229H214ZM218 228V229H217ZM224 228V229H223ZM232 228V227H231ZM12 229V230H11ZM14 229V230H13ZM15 229H16V231H15ZM17 229H19L18 231H20V232H17ZM31 229V230H30ZM38 229V230H37ZM217 229V230H216ZM73 230V231H74ZM216 230V231H215ZM2 231V232H1ZM13 231V232H12ZM15 231V232H14ZM46 231H47V233L49 232V233H52L48 228H46ZM70 231V230H69ZM68 231V232H69ZM72 231V230H71ZM71 231L69 232V233H71ZM92 231V230H91ZM249 231H250V229H249ZM249 231H247V232H249ZM252 231V230H251ZM41 232V231H40ZM63 232H65V231H63ZM67 232V231H66ZM9 233V234H8ZM19 233V234H18ZM62 233V232H61ZM61 233H59V234H61ZM210 233V234H209ZM251 233V232H250ZM7 234V235H6ZM11 234H13V236L11 235ZM51 234H49V239H47V240H45L46 242H44L43 241V239H41L43 242H41L42 244H38V245H36L37 247H39V248H41V253H43V254H47V252L48 251H51V252H53V251H59L58 253H60V254H64L63 252H62V250H64L65 249V251L66 250H68V251H73L74 249L75 250H77L78 248H79V246H78V242H77V244L74 242H72L74 239L73 238H71L70 236L68 237V238H66L65 236H60V239H59V237H57L56 239H54L53 240V237L51 238V236H50ZM64 235V234H63ZM3 236V237H2ZM7 236H8V238H7ZM20 236V237H19ZM42 236V234L40 235V237ZM87 236V237H86ZM90 236V237H89ZM208 236V237H209ZM6 237V238H5ZM219 236H217V238H218ZM51 238V239H50ZM2 240H3V242H2ZM7 240H9V242L7 241ZM36 240H38V239H36ZM41 240H39V241H41ZM51 241V243H50V241ZM59 242H58V241ZM62 240V241H61ZM66 240V241H65ZM95 240V239H94ZM56 241V242H55ZM216 241H219V240H216ZM6 242V243H5ZM37 242V241H36ZM48 242H49V244H48ZM60 242L62 243V245L60 244ZM65 242V243H64ZM80 242V241H79ZM94 242V241H93ZM100 242H105L104 240H101ZM97 243L95 246H101L100 247V249H95V250H93L94 252H98V253H96V254H94L93 255V257L94 258H92L91 259V263L90 264H135V262H133L134 261V259L133 258H131V257H129L128 259L127 258H125L124 259V261L123 260H120V258H119V260H118V257H115V258H110V256L111 255H114V254H112L111 252L108 254V249L105 247V249L103 248V246H104V244L103 243ZM213 242H215V241H213ZM55 243V244H54ZM59 243V244H58ZM72 243V244H71ZM50 244H53V245H50ZM63 244H64V246H63ZM66 244V245H65ZM18 245V244H17ZM44 245V246H43ZM69 245V246H68ZM74 245H76L75 247H74ZM60 246H61V248H60ZM63 246V247H62ZM45 247V248H44ZM7 248H9V247H7ZM6 248V249H7ZM56 248H58V249H56ZM36 249V248H35ZM2 250H4V251H2ZM10 251H12V250H10ZM38 253H40L38 250H36ZM105 251H107V252H105ZM62 252V253H61ZM3 253V254H2ZM10 253V252H9ZM107 254L106 256L104 255V254ZM261 253H262V255H264V249L261 251ZM24 255V254H23ZM23 255H18V257H20V256H23ZM42 255V254H41ZM116 255V254H115ZM14 256V255H13ZM100 256V257H99ZM117 256V255H116ZM6 257H8V258H13L12 256H6ZM15 257V256H14ZM109 257V258H108ZM108 259V261H106L107 259ZM193 257L191 256V257H189V258H185L183 261H182V263H179V264H184V262L186 261V263L185 264H190L191 262H193V261H195V259H192ZM14 259V258H13ZM112 260V261H111ZM118 260V261H117ZM193 260V261H192ZM116 261V263H114ZM120 261H121V263H120ZM205 261V260H204ZM108 262V263H107ZM125 262V263H124ZM203 262V261H202Z\"/></svg>",
	"mask_w": 264,
	"mask_h": 264
}]
</instances>
